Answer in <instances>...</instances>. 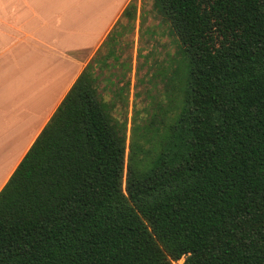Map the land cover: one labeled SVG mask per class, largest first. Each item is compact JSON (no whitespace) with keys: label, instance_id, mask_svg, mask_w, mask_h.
<instances>
[{"label":"trees","instance_id":"trees-1","mask_svg":"<svg viewBox=\"0 0 264 264\" xmlns=\"http://www.w3.org/2000/svg\"><path fill=\"white\" fill-rule=\"evenodd\" d=\"M153 7L175 98L129 129L101 48L0 192V264H264V0Z\"/></svg>","mask_w":264,"mask_h":264},{"label":"crops","instance_id":"crops-1","mask_svg":"<svg viewBox=\"0 0 264 264\" xmlns=\"http://www.w3.org/2000/svg\"><path fill=\"white\" fill-rule=\"evenodd\" d=\"M133 2L0 0V192Z\"/></svg>","mask_w":264,"mask_h":264},{"label":"rangeland","instance_id":"rangeland-1","mask_svg":"<svg viewBox=\"0 0 264 264\" xmlns=\"http://www.w3.org/2000/svg\"><path fill=\"white\" fill-rule=\"evenodd\" d=\"M137 6L139 14L135 19L125 17L124 28L114 33L111 44L120 36L116 46H109L113 54L104 51L108 60L103 62V68L93 62L98 93L115 105L114 114L121 121L128 117L129 129L133 114L137 113L139 121L168 109L177 94L172 77L180 58L177 38L154 9L153 0H138ZM99 57L105 59L103 49ZM183 263L184 259L173 264Z\"/></svg>","mask_w":264,"mask_h":264}]
</instances>
